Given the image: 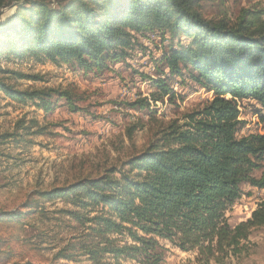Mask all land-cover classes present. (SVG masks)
Returning <instances> with one entry per match:
<instances>
[{
    "label": "trees",
    "instance_id": "obj_1",
    "mask_svg": "<svg viewBox=\"0 0 264 264\" xmlns=\"http://www.w3.org/2000/svg\"><path fill=\"white\" fill-rule=\"evenodd\" d=\"M199 2L0 0V55L6 60L28 56L101 72L127 65L135 36L156 34L157 76L146 77L155 90L126 106L147 110L155 120L157 103L182 101L171 84L175 78L183 83L185 76L213 93L180 119L157 123L147 146L119 166L34 191L16 210L0 209V227L19 228L8 237L0 233V260L14 254L10 238L40 250L51 234L57 239L49 264H119L121 259L162 264L161 241L195 253V264H230L248 255L249 238L264 229V195L236 226L225 215L244 187L264 191V173L254 175L263 168L264 133L241 135L246 122L240 119L245 102L264 125V9L209 18ZM7 74L39 78L0 68V92L18 103L29 102L45 114L61 100L70 111L79 109L81 97L69 89L23 91L8 83ZM144 127L137 120L125 128L126 136L131 139ZM57 200L64 207L49 211L45 204Z\"/></svg>",
    "mask_w": 264,
    "mask_h": 264
},
{
    "label": "rangeland",
    "instance_id": "obj_2",
    "mask_svg": "<svg viewBox=\"0 0 264 264\" xmlns=\"http://www.w3.org/2000/svg\"><path fill=\"white\" fill-rule=\"evenodd\" d=\"M199 3L201 12L209 18L221 15L235 18L241 9L255 6L264 9V0H200ZM132 42L133 50L127 65H111L101 72L85 73L67 65L39 62L28 56L22 61L6 60L4 53L0 55L1 69L39 78L31 81L7 74L8 83L17 89H69L81 97L76 104L77 111H70L61 100L51 113L45 114L29 102L18 103L0 92L1 210L18 209L34 191L60 186L80 176H96L109 166H119L129 155L147 146L157 123L180 119L212 99V92L185 76L183 83L175 78L171 84L182 101L175 99L169 104L165 99L163 103H157L152 107L157 111L155 120L149 118L147 110L136 111L127 107L128 102L149 97L154 92L155 88L146 77L157 76L155 60L161 51L160 37L156 34L135 36ZM253 108L245 102L240 107V119L246 122L241 135L264 133V125L258 124ZM137 120H142L145 127L137 130L130 139L125 128ZM261 173H264V163L254 175L260 177ZM262 195L264 191L244 187L243 196L225 215L228 223L236 226L247 220ZM45 206L52 212L64 207L60 200ZM15 231L19 232V228L0 227V233L5 237ZM54 233L57 235L58 229H54ZM52 237L51 234L40 246L43 250L31 249L32 246L21 245L10 238L9 245L14 254L7 262L0 260V264L15 261L51 263L52 244L57 239L53 241ZM160 243L165 247L162 264H195V253H184L169 242ZM248 249L247 256L231 260L230 264H264V229L252 234ZM119 264L138 263L121 259Z\"/></svg>",
    "mask_w": 264,
    "mask_h": 264
}]
</instances>
